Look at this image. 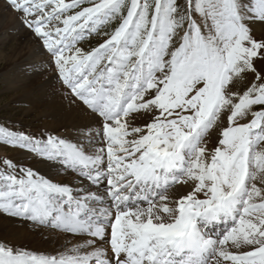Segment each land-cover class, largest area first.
I'll list each match as a JSON object with an SVG mask.
<instances>
[{
  "label": "snow or ice",
  "instance_id": "6c2138e0",
  "mask_svg": "<svg viewBox=\"0 0 264 264\" xmlns=\"http://www.w3.org/2000/svg\"><path fill=\"white\" fill-rule=\"evenodd\" d=\"M3 7L39 41L28 71L90 119L0 123V145L56 170L0 158V215L56 234L0 236V264H264V0Z\"/></svg>",
  "mask_w": 264,
  "mask_h": 264
},
{
  "label": "rangeland",
  "instance_id": "374dc122",
  "mask_svg": "<svg viewBox=\"0 0 264 264\" xmlns=\"http://www.w3.org/2000/svg\"><path fill=\"white\" fill-rule=\"evenodd\" d=\"M0 10V123L7 122L18 128L21 124H26L33 130H38L48 120L40 111L46 109L44 105L49 100L46 101L47 95L42 94L43 92L37 88L39 83L44 81L43 77L48 78L50 75L28 71L27 66L40 59L38 56L33 58V61L24 59L29 53L33 55L36 53L39 41L20 24L16 13L3 7V0H0ZM258 28L264 30V26ZM256 34L259 36L261 31H257ZM102 40L101 36L92 35L82 41L80 46L88 50ZM20 152L24 151L0 145V158L9 157L14 160L12 155Z\"/></svg>",
  "mask_w": 264,
  "mask_h": 264
},
{
  "label": "bare ground",
  "instance_id": "6f19581e",
  "mask_svg": "<svg viewBox=\"0 0 264 264\" xmlns=\"http://www.w3.org/2000/svg\"><path fill=\"white\" fill-rule=\"evenodd\" d=\"M36 50L37 51L34 55L32 53L31 54L29 53L24 60L33 61V58L37 56L39 57V59H42V57L39 55V48H36ZM47 74L48 73H44V75ZM43 78L44 81L39 83V87L37 89H39L40 92H43L42 94L47 95L46 101L49 100L44 105L46 109L40 111L41 115L44 114L48 120L38 130H33L32 128L29 127V125L26 124L25 125L21 124L19 126L21 129L28 130L38 134L41 130L63 131L65 127L72 128L74 126H78L89 122L90 118L82 115L80 111V108L82 106L75 107L71 105L69 101L65 98V96L61 94V92L63 91L62 86L57 84L51 75L48 76V78L45 77ZM12 156L14 157V160L20 161V163L23 165L33 167L39 170L42 174H52L56 171L55 169L50 168L46 162L34 159L31 156V154L28 152L24 151ZM186 190H188L186 186L180 188V191L182 192ZM55 235H56L55 233H49L46 230L38 228L37 226H34L32 224L22 222L4 215H0V236H8L10 238L17 239L21 244H24L30 248L50 250L54 246L53 243L51 242V237Z\"/></svg>",
  "mask_w": 264,
  "mask_h": 264
}]
</instances>
